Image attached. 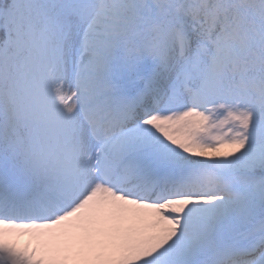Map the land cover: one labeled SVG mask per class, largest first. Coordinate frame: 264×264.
<instances>
[{"label":"snow or ice","instance_id":"1","mask_svg":"<svg viewBox=\"0 0 264 264\" xmlns=\"http://www.w3.org/2000/svg\"><path fill=\"white\" fill-rule=\"evenodd\" d=\"M0 264H264V0H0Z\"/></svg>","mask_w":264,"mask_h":264}]
</instances>
